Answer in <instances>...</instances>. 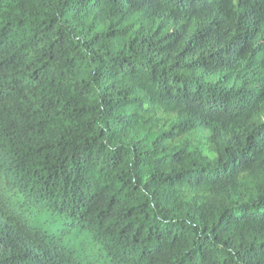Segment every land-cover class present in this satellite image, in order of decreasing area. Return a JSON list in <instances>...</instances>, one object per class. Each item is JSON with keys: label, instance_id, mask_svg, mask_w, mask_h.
Returning a JSON list of instances; mask_svg holds the SVG:
<instances>
[{"label": "trees", "instance_id": "1", "mask_svg": "<svg viewBox=\"0 0 264 264\" xmlns=\"http://www.w3.org/2000/svg\"><path fill=\"white\" fill-rule=\"evenodd\" d=\"M0 264H264V0H0Z\"/></svg>", "mask_w": 264, "mask_h": 264}]
</instances>
